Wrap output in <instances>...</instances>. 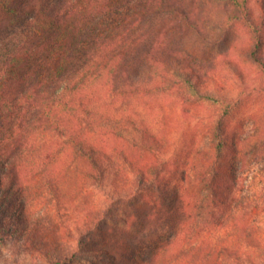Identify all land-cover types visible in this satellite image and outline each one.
<instances>
[{
    "label": "trees",
    "instance_id": "1",
    "mask_svg": "<svg viewBox=\"0 0 264 264\" xmlns=\"http://www.w3.org/2000/svg\"><path fill=\"white\" fill-rule=\"evenodd\" d=\"M225 1L236 12L229 18L252 33L250 57L264 74L263 31L250 16L249 0ZM196 4L0 0L4 16L18 24L0 45V191L20 174L28 191L33 181L54 192L50 169H72L81 190L94 187L102 195L84 225L100 234L111 264H255L264 256V240L237 218L238 209L249 208L236 190L237 171L227 176L229 185L218 182L227 145L222 117L231 105L209 121L211 147L199 149L189 139L183 155L179 141L159 131L161 123L152 131L143 115L146 101L179 87L184 106L216 101L200 93L196 74L186 71L191 63L172 65L187 55L173 40L189 39L190 31L201 36ZM174 105L176 99L170 110ZM140 151L152 154L146 163ZM109 164L118 176L113 192L106 184ZM118 212L123 226H111ZM9 231L0 220V239ZM68 263L66 257L51 264Z\"/></svg>",
    "mask_w": 264,
    "mask_h": 264
},
{
    "label": "rangeland",
    "instance_id": "2",
    "mask_svg": "<svg viewBox=\"0 0 264 264\" xmlns=\"http://www.w3.org/2000/svg\"><path fill=\"white\" fill-rule=\"evenodd\" d=\"M203 2L206 1L197 0L193 10L200 20L202 37L190 31L189 39H174L175 49L186 51L187 55L180 54L182 61L178 56L172 65L183 67L185 62L191 63L190 70H185L199 75L194 79L200 93L213 96L216 101L194 100L184 106L185 92L179 87L146 101L148 106L143 115L152 131L161 123L163 126L158 130L164 128L171 141L178 140L176 151L183 155L189 139L199 149L211 147L209 123L218 120L225 107L231 105L229 114L222 117L223 141L227 145L218 162L221 171L218 182L229 185L227 176L237 171L236 190L243 205L249 207L247 212L238 209L236 213L240 227L246 228L247 221L251 226L249 232L255 230L254 238L264 240V148L260 144L264 140V74L250 57L249 50L254 47L252 33L242 23L229 18L236 15L234 7L225 0H210L206 5ZM248 6L251 18L262 27L264 38V0H249ZM4 15L0 7V45L10 40L18 25L15 21L10 23L11 14ZM262 50L264 56V47ZM175 99L176 105L170 110L169 104ZM253 144L259 147L250 149ZM140 153L144 163L152 155ZM107 168L106 184L113 192L119 186L118 176L110 164ZM73 173L67 167L60 171L53 166L48 174L54 192L39 188L38 183L35 186L33 181L28 191L25 177L20 174L17 183L13 181L0 191V220L6 221L10 228L9 237L0 239V264H51L66 257L68 264H111L109 256L104 254L100 234L84 225L87 215L102 201V195L94 187L81 190ZM16 175H13L15 179ZM123 217V212H118L111 226L122 227ZM255 264H264V256L255 259Z\"/></svg>",
    "mask_w": 264,
    "mask_h": 264
}]
</instances>
